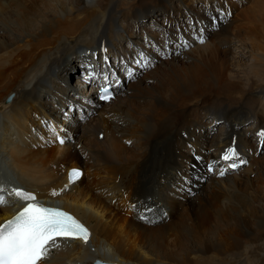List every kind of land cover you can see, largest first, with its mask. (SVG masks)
Segmentation results:
<instances>
[{
    "label": "bare ground",
    "instance_id": "obj_1",
    "mask_svg": "<svg viewBox=\"0 0 264 264\" xmlns=\"http://www.w3.org/2000/svg\"><path fill=\"white\" fill-rule=\"evenodd\" d=\"M255 2L243 15L249 22L238 21L241 25L230 26L232 32L219 31L214 40L220 46L232 39L239 43L231 55L234 64L229 63L232 73L226 72L219 59V48L198 46L192 50L195 63L191 67L176 71L174 62L186 61L184 53L183 58L177 56L161 85L145 89L144 97L134 95L137 87L133 94L120 87V79H130L120 73L134 69L129 64L132 56L126 57L125 50L118 54L124 60L111 56L126 36L130 39L126 21L137 17L121 13L123 0H0V178L5 177L0 182L9 190L23 188L49 206L73 213L91 233L87 245L62 242L47 264H94L95 260L114 264H264V177L258 166L264 168V162L253 155L250 168L242 174L219 175L220 166H228L221 157L230 147L248 160L245 148L250 146L246 138L250 130L238 125L250 119L253 130L262 121L258 114L264 111V31L255 26H264V0ZM211 20L221 21L222 15L210 17V26ZM75 30L103 36L108 42L99 48L102 52L97 58H81L74 69L60 68L56 61L59 36ZM149 43L146 40L135 46L144 48ZM244 57L248 64L242 69ZM103 58L117 70H103ZM134 66L144 68L135 62ZM77 68L82 69L81 77L69 86ZM89 71L95 74L91 82L86 79ZM105 76L113 85L119 82L113 88L118 94L114 101L100 104L96 84L104 85ZM179 76L182 84L177 83ZM85 86L89 87L87 99L75 102L83 96ZM11 93L10 103L5 104ZM209 99L218 105L202 107L205 113L199 124L196 109ZM136 100L144 102L138 115L149 124H139L132 116ZM70 101L77 105L68 104ZM96 111L98 115L92 116ZM60 115L65 119L63 125L69 119L67 126L56 124ZM217 122L218 133L206 149L208 164L203 174L197 159L201 156L194 153L196 161L192 158L186 136L192 138L195 125L206 128ZM134 125L141 130L140 138L133 142L141 147L139 154L119 147L118 138L128 141L127 130L132 131ZM78 132L97 146V154L78 146L74 141ZM57 136L67 141L59 145ZM209 164L214 165L211 173ZM94 166L101 172H93ZM70 168L82 171L73 185L67 182ZM186 170L195 171L200 178L206 174L209 183L204 186L198 180L196 188H191L190 177L180 173ZM53 191L59 194L53 196ZM9 201L8 206H0V222L17 208L15 198ZM177 205L184 208L180 221L159 227L142 224L170 219Z\"/></svg>",
    "mask_w": 264,
    "mask_h": 264
},
{
    "label": "rangeland",
    "instance_id": "obj_2",
    "mask_svg": "<svg viewBox=\"0 0 264 264\" xmlns=\"http://www.w3.org/2000/svg\"><path fill=\"white\" fill-rule=\"evenodd\" d=\"M86 1H89V0H86ZM255 1L256 0H123L122 6H124V7L122 9H120L121 13H125L130 17H135V16H137V17L134 19L129 18L132 21H129V19L126 21V23H128V27L126 26L127 28L125 29V32H127V35L130 36V39H129V37L127 38V36H126V38H124L126 41H123L120 45L114 47V49L112 50L113 53L111 54V56L114 55L116 59L119 58L120 60H122V59L124 60L125 58H123L122 56H118V54L122 50H125L126 53H124V55H126V57L132 56V57H130V61L129 60L128 61H129V64L132 67H134V69L132 68V70L135 71V74H133L132 78H130V79H127V78H126V80L120 79L121 89L123 91H129L131 94H133V90H136V87H137L138 90H136L134 95H140V96L147 95V92L145 89H147V91H148V90H150L149 88H151V87L161 85V82L168 75L170 69H172L174 67L173 62L177 56H182V58H183L184 54L185 55L189 54V53L191 54V55L189 54L188 58L184 55V61L186 60L184 63H182L183 61L182 62H176V61L174 62L175 63V70L179 72V70H181L182 68H189L192 66L193 63H195V57L192 54L193 53L192 50L194 51L196 49V47H198V46L204 47L206 44H210V46L215 45V47L217 48L216 50H218V48H219L218 51H220V52L222 51L221 53H219L220 55L218 57L221 61H223V63H225V66L227 67L226 72L232 73L233 70H231V66L229 65V63L234 64L232 62L233 56H231V55H233V53H234L233 51L236 49V46H238L239 43L234 41V39H232L231 43H229L228 45L223 44V46H224L223 47V46H220V44L217 45L218 44L217 41L215 42L214 40L218 39V32L219 31L225 29L227 31L232 32V29L228 30L230 28V26L232 27L233 25H239V24L241 25V23L238 22L240 20L247 21L246 19H243V15L246 11H249L250 9L253 8L254 3H256ZM166 4H168V5L165 8ZM220 8L221 9L226 8V9L219 11L221 13L220 14L219 12H216V10L220 9ZM229 13H230V15H229ZM221 15H222V20L221 21H212L211 20V26H210L209 18L213 17L215 19H219ZM240 16H241V18H240ZM247 22H249V21H247ZM117 23H118L117 20H116V23L115 22L113 23L114 27L117 25ZM250 24L252 26L255 25V23H254V25L252 23H250ZM255 27H256L255 29H257L258 31H264V26H261V27L255 26ZM61 34L62 35L59 36L60 43L58 46V52H57V58H56V61L58 62L60 68L64 67V68H68V69H74L76 66L75 64L81 58H90V57L97 58V56H99L98 54L100 52H102L101 50H99V48H101V46H104V44L108 42V40L105 39V37H103V36H99V35L97 36L96 35L94 37V36L90 35L89 33L79 31V30L71 31V33L70 32H61ZM201 34L204 35V38H205L204 43L198 42V37ZM146 40L150 42L149 44H152V45L155 44V45L150 46L149 44H146V46H144V48L143 47L137 48L135 46V44H138V42L142 43V41L145 42ZM210 42L211 43L213 42V43L211 44ZM185 45H187V46H185ZM234 47H235V49H234ZM138 50H140V51H138ZM133 51H134V53H133ZM141 52L148 55V57L151 60V64L148 67H144V68L139 69L136 66H134L135 61L133 59V56L136 55V57H137L139 55V53H141ZM229 52H230V54H229ZM121 54L123 55V53H121ZM247 54H249V52L246 51V55ZM190 56H192L191 59H190ZM242 59H244V60L241 61L242 65H243L241 68L245 69L246 65H244V63L248 64V58L244 57ZM102 60L106 64V66H104L103 70H105V69H108L111 71L117 70L116 65L109 63L110 61H108V60L106 61V58H103ZM127 67L128 66H126L125 68H127ZM128 68H130V67H128ZM73 72H75V74L69 78V81H68L69 86H73V84H74L73 80H75L78 77L79 78L81 77L82 69L77 68V70H73ZM181 72H180V74H181ZM120 74H121V77H123L122 75H124L126 77L127 70L124 71L123 73H120ZM177 78H178L177 83L182 84L183 79L180 78V76ZM140 80H142V82ZM99 84L100 83H97L96 86ZM99 86H103V84H101ZM128 87L130 88V90H128L129 89ZM88 89H89V87L85 86L83 88V91L81 92V94L83 96H80L78 99L75 98V102L79 101L83 97L85 99H87V97L85 95H86V92L88 91ZM117 94L115 93V96H117ZM111 101H114V100H111ZM71 102H72V104L74 103V105H77V104H75L74 101H70L68 104H70ZM212 102H213V100L211 101L209 99L207 102L203 103V105L199 109H196V118H197L196 122L197 123H199V121L203 117V114L205 113L204 109L201 110L202 107H204L205 105H209V107H212V106L216 107V105H218L216 102L214 104ZM141 105H145V104L143 101H138V100H136L132 104V110H133L132 116L134 117V119L137 122H139V124H149V121H142L141 118L139 117L140 115H138L139 112H141V110H142ZM134 109L136 110V113H135ZM89 113L90 112L88 111L87 114L89 115ZM98 113L99 112L96 111L95 113L92 114V116H97ZM258 115H260V117H262V121L260 122V124L256 123V126L253 128V130H252V126H250V125H252L251 124L252 122L250 121V119L243 120L241 122V124L238 125V128H242V129L245 127H249V128H246V132L248 130H250L248 132H250L251 135L250 136L248 135L249 137H246V138L249 139L248 143L250 146H246V148H245V151L249 153V157L247 158L248 160H246L247 163L242 164L237 170H227L226 176L227 175L231 176V175L238 174V173L242 174L244 170H248L250 168L249 167L250 162L253 159V157H251V156H253V155L255 157V160L258 158V160H261L260 162H264V146H262L261 138L257 134V131L259 130V128L261 129V126L264 125V111L259 112ZM137 118H140V119H137ZM174 118L176 120H178V118H176V117H174ZM239 119H240V117L237 118V120H239ZM62 120H65V119H63L62 116L60 115L58 120H57L58 122L56 121L57 122L56 124H58V125L60 124L62 126H67L69 119L66 120L67 122L65 125L62 124ZM135 125L132 128V131H131V129L127 130V133L129 136L128 141L124 138L123 139L118 138L119 139L118 141L120 142V144H119L120 149L121 148L123 149V147H124V149L126 150L128 148L127 150H129V151L126 150V152H128L130 154H132L134 152L136 154H139L141 151L140 150L141 147L138 144L135 145L136 147L133 144L134 140L138 141V139L140 138V134H141L140 133L141 130L136 129L137 125L136 126ZM219 125H220V122H217L216 125L212 124L210 127L207 126L206 128H203L202 125H200L199 127L197 125H195L193 130L196 133L192 136V138H189L188 134L186 136L187 141L189 140V143H191V145L189 144L187 150H189L193 154L192 158L195 160L194 153L201 156V164L198 162L197 163L201 166V168L203 170V174L205 173V171H204L205 166L208 164L207 163L208 160H206V159H208L207 158L208 150L206 151V149L211 144V142H212L211 139L216 135V133H218ZM150 126H152L151 123H150ZM191 126H192V124H191ZM134 128L136 129V131ZM161 129H162V127H160L155 132L157 133ZM101 133H103V132H101ZM254 136H257L258 139L255 138ZM97 137H98L97 139H99V141L104 140V136H103V139H100L99 136H97ZM74 138H75L74 141L77 142V144L80 148L82 147L84 149H89L90 151H92L94 153L96 152L95 154L98 153L97 146H92L88 141H85V137L83 136V132H78L74 136ZM192 143L193 144L195 143V144L193 145ZM234 145H235V143H234ZM95 147H96V149H95ZM131 151H133V152H131ZM137 152H139V153H137ZM204 152L206 153L205 156L203 155ZM200 154H202V155H200ZM242 155L245 156V154H242ZM258 160H257V162H258ZM88 163L91 164V162H89V161H88ZM202 164H204V165H202ZM254 164H256V163L254 162ZM258 166H260L259 168H260L261 177H264V168H261V164ZM98 167L99 166H94L93 172L100 173L101 172L100 170L97 171ZM253 168H254L253 170H255V166ZM253 170H252V172H253ZM189 171L190 170H188L186 173H184L185 171H181L180 173H181V175L184 174L185 175L184 177H186V179L190 177L188 184H189V186H191V188L192 187L196 188L195 186H197V185L195 184V182L198 180H200L204 186L209 183L210 177L206 176V174L203 175L202 178H200V176H198L197 174L194 173L195 171L192 173ZM204 176H206V177H204ZM96 177L98 178V176H96ZM253 177H254V173L249 175L250 179H252ZM99 178H102V177H99ZM182 179L185 181V178H182ZM188 191H190V190H188ZM188 191H185V194L189 195ZM193 195H194V193H193ZM190 196H192V195H190ZM175 198L176 197H174V199ZM210 200H211V198H210ZM183 209L184 208L182 205H177L176 210L172 212V216L170 219H168L166 221H161V219H158L156 223L150 224L147 222H142V224H145L148 226H153V227L167 226L173 222L180 221V219L182 217ZM161 224H163V225H161ZM156 225H158V226H156Z\"/></svg>",
    "mask_w": 264,
    "mask_h": 264
},
{
    "label": "snow or ice",
    "instance_id": "obj_3",
    "mask_svg": "<svg viewBox=\"0 0 264 264\" xmlns=\"http://www.w3.org/2000/svg\"><path fill=\"white\" fill-rule=\"evenodd\" d=\"M230 15V13H229ZM204 36L198 37L199 43H204ZM187 46V45H185ZM107 61V58H106ZM137 65L148 67L150 58L143 52L139 53ZM129 78L133 76V70L128 69ZM95 78L93 71H89L86 79L91 82ZM105 84L100 87L99 99L110 101L113 99L112 87H119L109 82L108 76L104 77ZM54 130V129H53ZM264 146V130L258 133ZM58 142L63 145L65 138L57 136ZM229 162L228 168L237 170L246 160L240 158L234 147L227 149L221 157ZM209 171L214 170V165L209 164ZM219 175H226V170L221 169ZM81 176L79 169H71L69 183H74ZM59 193L53 191L51 195ZM9 198H15L23 203V207L4 223H0V264H47L54 250L62 246V242L82 241L85 245L90 242V230L70 213L58 207H52L38 202L37 196L22 188L12 187L8 189L5 183L0 182V206H8ZM141 219H146L141 216ZM96 264H102L97 261Z\"/></svg>",
    "mask_w": 264,
    "mask_h": 264
},
{
    "label": "water",
    "instance_id": "obj_4",
    "mask_svg": "<svg viewBox=\"0 0 264 264\" xmlns=\"http://www.w3.org/2000/svg\"><path fill=\"white\" fill-rule=\"evenodd\" d=\"M11 99H12V94H10V95H8V96L6 97V99H5V104L10 103ZM95 264H96V262H95Z\"/></svg>",
    "mask_w": 264,
    "mask_h": 264
},
{
    "label": "trees",
    "instance_id": "obj_5",
    "mask_svg": "<svg viewBox=\"0 0 264 264\" xmlns=\"http://www.w3.org/2000/svg\"><path fill=\"white\" fill-rule=\"evenodd\" d=\"M71 74H73V73H71Z\"/></svg>",
    "mask_w": 264,
    "mask_h": 264
}]
</instances>
